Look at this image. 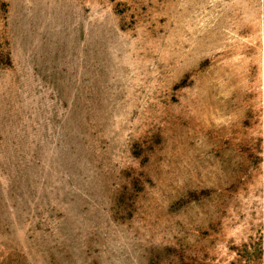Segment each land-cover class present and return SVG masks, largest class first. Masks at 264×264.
Listing matches in <instances>:
<instances>
[{
  "label": "rangeland",
  "instance_id": "374dc122",
  "mask_svg": "<svg viewBox=\"0 0 264 264\" xmlns=\"http://www.w3.org/2000/svg\"><path fill=\"white\" fill-rule=\"evenodd\" d=\"M0 264H264V0H0Z\"/></svg>",
  "mask_w": 264,
  "mask_h": 264
}]
</instances>
